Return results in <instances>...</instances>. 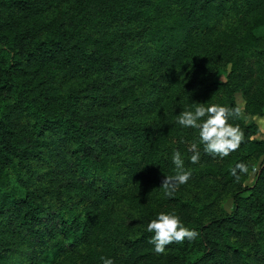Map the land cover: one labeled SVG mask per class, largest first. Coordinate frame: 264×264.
Returning <instances> with one entry per match:
<instances>
[{
    "label": "trees",
    "instance_id": "trees-1",
    "mask_svg": "<svg viewBox=\"0 0 264 264\" xmlns=\"http://www.w3.org/2000/svg\"><path fill=\"white\" fill-rule=\"evenodd\" d=\"M235 92L221 159L176 121ZM263 113L264 0H0V264H264ZM162 211L199 236L155 253Z\"/></svg>",
    "mask_w": 264,
    "mask_h": 264
},
{
    "label": "clouds",
    "instance_id": "clouds-1",
    "mask_svg": "<svg viewBox=\"0 0 264 264\" xmlns=\"http://www.w3.org/2000/svg\"><path fill=\"white\" fill-rule=\"evenodd\" d=\"M239 115V107L229 108L219 104L205 106L203 103H197L194 109L180 112L176 122L183 128L198 129L199 142L204 146V152L222 159L238 150L244 142V131L239 125L229 122L231 117ZM189 151L193 153L191 162L199 163L200 151L197 143H191ZM172 162L175 165V174L164 176L160 185L166 197H172L179 186L186 184L192 177L191 169L184 167L179 150L173 152ZM248 171V164L238 163L231 169V174L239 180V174H247ZM255 171L258 169L253 167V172ZM147 231L153 233L149 243L154 245L157 254H163L170 244H182L185 240L192 241L199 236V233L187 227L174 211L160 212L148 223ZM101 260L102 264H115L111 257L102 256Z\"/></svg>",
    "mask_w": 264,
    "mask_h": 264
},
{
    "label": "rangeland",
    "instance_id": "rangeland-1",
    "mask_svg": "<svg viewBox=\"0 0 264 264\" xmlns=\"http://www.w3.org/2000/svg\"><path fill=\"white\" fill-rule=\"evenodd\" d=\"M217 76H218V78L223 79V78H224V72H222V71L219 72ZM234 98H235V101L237 102V104H238V106H239V108H240V116L242 117V119H243L244 121H248V119H249V114L246 113V112L242 109V108H243V103H244L243 96L241 95L240 92H235V93H234ZM255 119H256L257 124H258V126H259V130H258V132L255 134V136L264 138V113L261 114L260 116H257V117L255 116ZM252 179H253V169L249 172L247 178L245 179V182L250 183V182L252 181ZM223 205H224L225 208L228 209L229 206H230V199H229V198L226 199V200L224 201ZM76 262H77V260L75 261V263H76ZM78 263H79V264H85L83 259L78 260Z\"/></svg>",
    "mask_w": 264,
    "mask_h": 264
}]
</instances>
